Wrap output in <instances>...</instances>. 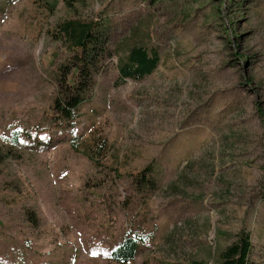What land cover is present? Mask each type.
<instances>
[{
	"label": "rangeland",
	"instance_id": "1",
	"mask_svg": "<svg viewBox=\"0 0 264 264\" xmlns=\"http://www.w3.org/2000/svg\"><path fill=\"white\" fill-rule=\"evenodd\" d=\"M69 19L106 29L111 55L138 28L160 63L120 82L106 58L57 127ZM0 150V264H119L129 234L126 264H211L240 231L264 264V0H0Z\"/></svg>",
	"mask_w": 264,
	"mask_h": 264
},
{
	"label": "trees",
	"instance_id": "2",
	"mask_svg": "<svg viewBox=\"0 0 264 264\" xmlns=\"http://www.w3.org/2000/svg\"><path fill=\"white\" fill-rule=\"evenodd\" d=\"M66 1L67 8H71L73 0ZM54 7L56 5L50 6L51 9ZM54 32L52 38L62 42L70 55L69 65L59 67L58 93L51 110V121L57 127H62L63 122L71 125L75 121L77 110L89 99L94 77L102 70L106 58L111 56L116 58V70L120 82L142 80L152 75L160 63L157 50L146 46L138 28L130 32L125 44L120 43L114 47L112 55L107 49V30L95 22L69 19L55 26ZM69 73L75 74L72 83H69L67 77ZM14 139L17 143L18 135H15ZM7 159L8 153L0 150V166ZM152 172L148 167L134 175L135 185L146 191L150 190L153 186ZM176 181H183L181 173L178 174ZM138 244L136 235L125 236L110 253V259L119 264L130 262L136 255ZM251 249L250 235L240 231L234 236L232 243L214 252V261L211 264H249ZM188 264L203 263L192 260Z\"/></svg>",
	"mask_w": 264,
	"mask_h": 264
}]
</instances>
